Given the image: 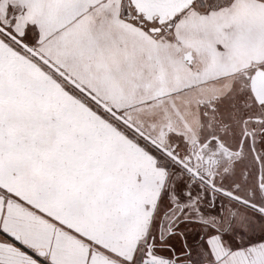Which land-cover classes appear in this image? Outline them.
I'll return each mask as SVG.
<instances>
[{
    "label": "snow or ice",
    "instance_id": "snow-or-ice-1",
    "mask_svg": "<svg viewBox=\"0 0 264 264\" xmlns=\"http://www.w3.org/2000/svg\"><path fill=\"white\" fill-rule=\"evenodd\" d=\"M0 264H264V0H0Z\"/></svg>",
    "mask_w": 264,
    "mask_h": 264
}]
</instances>
